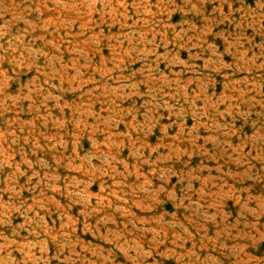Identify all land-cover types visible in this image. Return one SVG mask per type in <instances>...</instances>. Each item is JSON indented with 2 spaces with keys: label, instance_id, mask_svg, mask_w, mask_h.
Segmentation results:
<instances>
[{
  "label": "rangeland",
  "instance_id": "1",
  "mask_svg": "<svg viewBox=\"0 0 264 264\" xmlns=\"http://www.w3.org/2000/svg\"><path fill=\"white\" fill-rule=\"evenodd\" d=\"M0 264H264V0H0Z\"/></svg>",
  "mask_w": 264,
  "mask_h": 264
}]
</instances>
